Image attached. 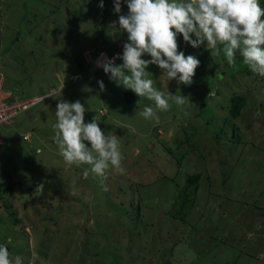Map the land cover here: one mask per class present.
<instances>
[{"label":"rangeland","instance_id":"1","mask_svg":"<svg viewBox=\"0 0 264 264\" xmlns=\"http://www.w3.org/2000/svg\"><path fill=\"white\" fill-rule=\"evenodd\" d=\"M114 2L0 0L5 100L44 97L0 127V244L23 264H264V77L239 52L231 67L222 51L212 57L206 42L193 48L179 36L178 50L200 61L193 83L160 79L156 65L147 71L159 90L189 100L145 120L136 112L153 102L103 69L91 75L83 58L120 43L123 53L128 34L118 20L129 9L123 0L117 14ZM74 75L84 78L73 83ZM234 95L244 99L236 116ZM60 99L80 101L85 123L97 117L106 135L121 138L125 173L109 171L108 191L83 178L87 165L59 155L51 125ZM191 175L197 189L183 210Z\"/></svg>","mask_w":264,"mask_h":264},{"label":"clouds","instance_id":"2","mask_svg":"<svg viewBox=\"0 0 264 264\" xmlns=\"http://www.w3.org/2000/svg\"><path fill=\"white\" fill-rule=\"evenodd\" d=\"M122 2H114L117 14L121 13ZM126 3L129 12L119 15L118 20L120 31L128 34L123 54L118 56L123 63L118 65L115 58H105L97 61V67L103 68L117 86L153 102V106L136 112L145 120L158 121L159 114L169 111L173 104L183 106L189 100L178 92L173 95L159 90L147 71L149 65H156L162 70L160 79L176 80L178 84L189 86L193 83L200 61L178 50L179 36L193 48L206 42L212 57L222 51L231 67L236 66L235 57L239 52L249 70L264 77V8L260 0H126ZM103 6L101 2L100 7ZM145 55L151 59H144ZM98 83L104 91L103 81ZM85 112L80 101L60 99L56 121L51 125L55 133L53 140L67 165H87L83 178L91 175L106 192L109 171L125 173L121 138L113 132L106 135L97 117L85 123ZM43 191L44 185L40 184L35 195ZM7 243H12L11 237ZM35 259L39 264H48L43 257ZM0 264H23V257L13 255L6 244H0Z\"/></svg>","mask_w":264,"mask_h":264},{"label":"built area","instance_id":"3","mask_svg":"<svg viewBox=\"0 0 264 264\" xmlns=\"http://www.w3.org/2000/svg\"><path fill=\"white\" fill-rule=\"evenodd\" d=\"M121 45H122L121 43L118 44V50H119V46ZM102 54L104 55L102 56ZM122 54L123 53L120 51L114 52L112 54H109L105 51H101V52L85 51L83 53V58H84L85 63L91 66V69H92L91 74H93L95 71L103 69L101 67H97L98 60L105 59V58L110 60V59L115 58V60L117 61L119 60L118 56H122ZM83 78L84 77L80 75H74L73 77H70V81L74 83L78 80L80 81ZM4 82H5V76L0 71V127L8 126L12 124L15 117L21 111H25L30 105L35 104L36 102H39L44 99V97L41 96V97L33 98L32 100L28 102H24V103L7 102L5 100V96L3 92ZM25 138L26 137H24V139ZM2 146H3V140L0 136V149L2 148ZM0 157H1V151H0Z\"/></svg>","mask_w":264,"mask_h":264},{"label":"trees","instance_id":"4","mask_svg":"<svg viewBox=\"0 0 264 264\" xmlns=\"http://www.w3.org/2000/svg\"><path fill=\"white\" fill-rule=\"evenodd\" d=\"M105 50H98L97 52H101ZM108 51L114 53L120 50H118V47L116 48L113 47L111 48V50H108ZM112 53H109V54H112ZM131 99L128 98V102H131ZM231 102H232V106L230 108L231 115L236 116L239 113V110L243 107L244 99L240 96L234 95L231 98ZM198 179H199L198 175H191L188 177L185 187L182 189V191L179 194V198H181L182 200L180 203V209L187 210L186 207L189 206V203L193 201V197L195 196L196 189H197ZM176 217L181 218L179 216H176Z\"/></svg>","mask_w":264,"mask_h":264},{"label":"crops","instance_id":"5","mask_svg":"<svg viewBox=\"0 0 264 264\" xmlns=\"http://www.w3.org/2000/svg\"><path fill=\"white\" fill-rule=\"evenodd\" d=\"M60 88H62V86H61ZM29 101H30V100H29Z\"/></svg>","mask_w":264,"mask_h":264}]
</instances>
